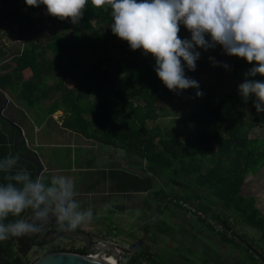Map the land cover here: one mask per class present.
<instances>
[{
  "label": "trees",
  "instance_id": "obj_1",
  "mask_svg": "<svg viewBox=\"0 0 264 264\" xmlns=\"http://www.w3.org/2000/svg\"><path fill=\"white\" fill-rule=\"evenodd\" d=\"M45 11L46 6H28L25 0H0V89L9 96L13 107L12 113L9 110V116H5L25 131L31 126L43 129L56 125L54 116L62 111L64 132L107 148L125 149L147 162L142 173L119 168L104 170L93 185L110 180L112 188L130 192L129 200L133 191H147V204L150 196L164 195L189 213L185 202L205 215L191 214L207 227L217 232L209 222L221 224L224 232L217 233L225 242L241 247L247 246L242 240L248 241L264 256V248L246 229H240L239 221L241 218L264 239V214L255 196L242 193L248 176L264 168V140L251 138V133L264 124V113H257L254 100L244 102L239 85L230 91L202 85L203 74L220 77L226 74L225 67L203 61L200 56L196 70L191 71L182 61L186 75L198 81L203 95L197 96L196 88L177 94L158 77L151 54L144 55L143 49L132 50L127 41L108 48L109 41L121 39L111 30V9H95L89 0L78 24L70 18L60 20L48 14L51 26L44 20ZM39 25L51 29L45 43L37 42ZM100 26L106 27L105 32ZM180 29V38H191L185 26L181 24ZM6 32L16 35V44L6 41ZM221 48L217 44L209 50ZM196 50L202 53L204 49ZM233 56L234 76L244 75L256 64ZM248 79L264 82L260 74ZM176 100L179 107L175 129L164 132L159 125L151 126L161 119L160 109ZM17 134L0 117V160L19 156L13 172L27 169L34 179L36 165L14 150ZM20 152L34 156L28 143ZM4 175L0 172V184L7 183ZM44 175L45 183L50 184L51 173L45 171ZM157 179H162V184ZM156 186L158 189L153 191ZM31 215L32 209H27L20 217L10 216L5 223L26 220ZM1 248H5L6 258L0 259V264L31 263L23 249H16L13 237L0 241ZM63 251L68 250L53 247L47 254ZM248 251L252 261L264 264L250 247ZM126 257L127 262L121 264H163L152 257L148 246L136 247Z\"/></svg>",
  "mask_w": 264,
  "mask_h": 264
},
{
  "label": "clouds",
  "instance_id": "obj_2",
  "mask_svg": "<svg viewBox=\"0 0 264 264\" xmlns=\"http://www.w3.org/2000/svg\"><path fill=\"white\" fill-rule=\"evenodd\" d=\"M28 6L44 5L47 14L69 19L78 24L89 0H25ZM95 9H111V30L128 42L132 50L143 49L156 61L155 71L166 87L180 94L189 88L198 89L197 80L185 73L196 70L201 53L221 45L229 55L256 62L245 80L238 86L239 94L247 103L254 94L257 113H264V82L248 79L257 74L264 76V0H91ZM186 27L191 38H180V25ZM210 36V40L206 39ZM214 64L221 62L215 61ZM183 61V62H182ZM228 68L227 64H223ZM19 156L9 155L0 160V172L7 183L0 184V241L39 233L54 216L61 228L76 229L91 221L92 209L81 210L75 199L77 191L71 178L52 176L45 183L44 174L33 179L27 169L13 172ZM32 209L29 220L20 217ZM31 221V222H30Z\"/></svg>",
  "mask_w": 264,
  "mask_h": 264
},
{
  "label": "rangeland",
  "instance_id": "obj_3",
  "mask_svg": "<svg viewBox=\"0 0 264 264\" xmlns=\"http://www.w3.org/2000/svg\"><path fill=\"white\" fill-rule=\"evenodd\" d=\"M44 13L43 17L44 20L46 22V24L48 26H51V23L48 21V14L47 11L42 12ZM39 14V13H37ZM46 14V15H45ZM95 23V21H93ZM40 29V35L37 38V42L38 43H45L48 40V37L51 33V29L49 27H43V26H38ZM99 29L102 32H105L106 27L105 26H100ZM15 34H11L9 32H6L4 34V38L6 39V41L9 44H16L15 42ZM125 40L122 39H117V40H111L109 41L108 44V48L109 47H116L118 44L122 43ZM210 58H214L215 61L221 62L219 64H214L213 59ZM201 59L203 61L212 63L214 65L217 66H223V64H227L228 68L226 69V74H223L222 76L218 77H210L208 74H203L200 78V81L202 83V85L204 87H212V86H221L226 88L228 91L232 90L235 85H240L241 83L244 82L245 80V74H239L237 76L235 75V70H234V64L236 61V57L229 56L224 52V49L221 48L220 50H203L201 53ZM224 67V66H223ZM243 98V97H242ZM255 96L254 94L251 96V98L249 100L251 101H255ZM248 100V101H249ZM179 107V102L176 100L174 103L172 104H168V105H164L161 109H160V115H161V119L154 124H150L151 126H155V125H159L164 132H167L171 129H175L176 123L178 122V119L175 117L176 111ZM64 114L62 113V111H60V113L56 114L54 116V120H55V124H59L58 127L61 126L62 124V118H63ZM48 130L44 129L45 134L48 136V134L52 131H54L56 128V126L54 125V123L48 125ZM30 131L33 133V138L30 140V142H34L35 141V136L36 134V128L31 126ZM69 133L65 132L66 137L65 142L60 139L59 141L61 143V145H57L56 143H51L52 145H43V142L45 144H48L46 141H42V145L41 147L39 146V152H40V156H42L41 158H43V160L48 163L51 164V159L54 160V164H57V161L55 160L54 156H56L58 153H62L64 151H68L69 153H72V156L74 158H76L77 162L75 164L74 167H72V164L75 162L73 159H71V164L66 161V163L64 165H60L59 168L58 166H55L54 168H49V172L51 173L52 176H58V175H63L66 176L68 178H71L75 184L76 187V182L80 183L82 180H84V182H88L89 180L91 181V179H98L100 177L101 172H103L104 170H108L109 169V159L110 157L113 160H118L119 158H123V154H124V150H116L118 151L117 153L115 151L108 152L106 150H102V149H112V148H107L104 147L96 142L93 141H89L87 139H84L80 136H77L75 134H73L72 136L69 135L67 136ZM251 138L255 139V140H264V124H262L260 127H258L257 129H255L252 133H251ZM50 141L52 142H56L55 139L52 138H48ZM48 141V140H47ZM57 141V142H59ZM74 144V145H72ZM95 150V153L92 151ZM86 150H90V153H87ZM111 153V154H110ZM90 154V155H89ZM79 155V157H78ZM89 156V159H93L94 157L99 158V162L96 161L93 165H91V167H94V169H91V173H89V170L86 169H80L79 166L83 165L82 162L83 159L85 161V158ZM110 155V156H109ZM67 156V155H66ZM71 156H69L70 158ZM87 157V158H88ZM97 158V159H98ZM124 160V159H119ZM134 160L136 161L135 163L138 162V164L135 163H130V161L128 162L129 167H125L127 171H137L139 173H142V167H139L140 165H144V161L138 156L136 158H134ZM118 161H116L117 163ZM120 163V162H119ZM122 164H127L126 160L125 163ZM59 165V164H58ZM135 165H137V167H135ZM58 168V170H56ZM88 170V171H87ZM85 174L83 176H80V174ZM85 177V178H84ZM83 178V179H82ZM89 179V180H88ZM80 181V182H79ZM156 182L159 184H162L163 180L162 179H157ZM103 184V183H101ZM91 185V201H86L84 202V210H87L89 208L96 209V215L93 216V218L91 219V223L90 221L81 223L82 227L86 228L88 225L91 224V232L102 237L104 240H106L107 242H116L118 245L123 246V247H129L136 245L138 242L136 241L135 243H133L137 237L139 236V234L137 233L136 235L133 234L134 232V227H137L138 225H142L144 222H146V215H149L150 213L153 214L155 212H157V210L155 211L154 207H152V209H145L144 205L142 204V202L139 201V205H136V207L132 206L130 207V210L125 211L124 213H115V212H111L110 211V206H107V209H104V207H106L107 204H110V202H112L110 200V198H105L106 195V190L104 188V185ZM157 187V186H156ZM93 189L98 190L97 194L94 195V193L96 191H94ZM243 192L246 195L249 196H255L256 198V203L259 202L260 204V209L262 211V213L264 214V168L262 170H260L257 174H253L251 173L244 185L243 188ZM102 195L103 198H102ZM103 199V200H100ZM152 199V198H151ZM115 200H118V198H115ZM118 201H115L117 203H119ZM146 203V202H145ZM143 205V206H142ZM100 219H105L103 222H100ZM94 221V222H93ZM115 222L117 224V226L121 229V230H125L130 234V238L131 239H127L125 237V239H123L121 236L117 237L118 235L115 234V232H113L112 230L109 229V225L108 222ZM239 221L241 222V226L240 229H246L245 231L249 232V235L251 238L256 239V241L264 248V243L262 241H264L263 237L261 236V234L259 232H257L255 229L249 227L241 218L239 219ZM244 222V223H243ZM87 229V228H86ZM111 231V232H110ZM109 232V233H108ZM123 232V231H122ZM136 232V230H135ZM152 236V235H151ZM133 243V244H132ZM78 246H80L79 244H77ZM230 245V244H229ZM233 246V245H230ZM51 247H60L62 249L65 250H72L75 249L76 245H73L72 243L67 242L66 240L60 241L55 243L54 245H52ZM50 246H45L43 248H34L32 249L30 252L26 253V257L30 262H34L37 259L45 256L47 254V252L51 249ZM257 247H260L257 244ZM21 248L20 244L16 243V249L19 250ZM242 248L241 252H245L247 254V259L249 260V255L248 252H246L248 250V246H241L240 249ZM231 249H236V248H231ZM184 253L187 254L186 251H184ZM127 254H124L122 256V259L119 261L118 264H121V262L126 263L127 262ZM152 257L156 258V260L160 263V250L159 248L155 250L154 254H152ZM244 257V256H243ZM6 258L5 256V248H1L0 249V259H4ZM253 262V261H252ZM162 263V262H161ZM143 264H150L149 262H145Z\"/></svg>",
  "mask_w": 264,
  "mask_h": 264
},
{
  "label": "crops",
  "instance_id": "obj_4",
  "mask_svg": "<svg viewBox=\"0 0 264 264\" xmlns=\"http://www.w3.org/2000/svg\"><path fill=\"white\" fill-rule=\"evenodd\" d=\"M12 108L13 107L10 104L8 106V109L6 108L5 114L7 115L9 110L12 113L13 110ZM55 126L56 129L52 131V133L50 132L48 136L44 132V129L48 130V127L43 129L36 128L37 135L35 136L34 142H30V140L34 137L33 133L29 129L30 127L25 129L28 147L40 155L38 147L39 146L41 147L42 145L41 140L46 141L48 143L45 144L43 142V145L45 146L46 145L51 146L52 145L51 143H56L57 145H61L59 144L61 143L59 141L60 139H62L65 142L64 138L66 137V135L61 128L62 124L60 127H58L57 125ZM67 133H69L67 136L73 135L70 132ZM48 138L55 139L56 142L55 141L52 142ZM95 150L91 149V152L93 151L95 153ZM102 150H106L111 153L113 151L117 153L118 151L116 150H124L123 158L118 157V160L117 159L113 160L110 157V159L108 160L110 169L119 168L126 170L125 167H129L128 164L129 160L133 159V161H135L134 158L138 157V155L129 153L125 149H102ZM86 152L90 153V150H86ZM69 156L71 157L69 158ZM87 157L85 158V161L83 159L82 162L84 163H82L83 165L79 166L80 169H90L91 160L93 159L95 160L94 163L96 161L100 163L98 156H97L98 159L96 157H94L93 159H89V157L91 156H89L88 158ZM54 158L57 161L56 165L54 164L53 159H51L52 161L50 164L46 162V160L44 161L43 158H41L47 167L46 169L47 172L50 171L49 168L52 167L54 168L55 166H58L59 168V166L61 164L64 165L66 161H68L71 164L70 162L71 159L75 161L72 164V167H74L77 162L76 158L72 156V153H69L68 151H64L60 154L58 153L56 156H54ZM119 159H124V160L120 161ZM125 160L127 164H122L125 163ZM116 161L118 162L116 163ZM143 161L145 163L144 165H140V167H144L146 165L147 162L145 160ZM135 167L137 166L135 165ZM58 168L56 170H58ZM91 169H94V167H91ZM131 171L137 172L133 170ZM94 181L95 179H91V185L94 183ZM112 184L110 180L106 181V183L104 184V188L107 191L104 199L110 198V200L112 201L110 202V204H107L106 207H104V209H107V206H110L111 212H115L116 214L124 213L125 211L130 210V207L132 206L136 207V205H139V201H140L144 205L145 209L150 210L152 209V207H154L155 211L157 210V212L151 215H146V222H144L142 225H138L137 227L132 228L134 229L133 234L136 235L137 233L138 234L140 233L137 239L133 243H135L138 240V238H144L143 240L145 241V245L149 247V251L151 254H154L155 250L159 248L160 250L159 259L162 261L163 264H257L254 261L252 262L250 258L249 260L246 258L247 254L245 252L244 253L241 252L242 248L240 249V247H236L234 245L230 246L231 244L229 245V243L225 242L221 234L217 233L212 228L207 227L205 223L201 222L197 217L183 210L182 207L167 201L169 200V197L165 198L164 195L161 196L158 195L157 198L154 196L152 197L150 196L149 197L150 199L148 200L149 204H147L145 203V199L149 195L147 191H133L132 197L129 200L128 194L130 192L128 190L125 191L124 189L118 190L116 188H112ZM157 189L158 187L154 188L153 191ZM93 190L96 191L94 195L97 194L98 190L96 189ZM242 193L244 194L243 191ZM115 198H118L119 201L115 200ZM115 201H118L119 203ZM256 204L260 209L259 202ZM92 213H94L93 216H95L96 209H93ZM107 225H109L110 230H112L113 232H115V234L118 235L117 237L121 236L122 238L124 237L123 239H125V237L127 239H131L130 234L124 229L121 230L115 222L112 221L108 222ZM130 247L132 246L130 245L127 248ZM232 247L236 249H231ZM184 251H186L187 254L184 253ZM246 252H248V255H250L251 253L248 250ZM180 257L185 258L186 259L185 262L181 261L179 259Z\"/></svg>",
  "mask_w": 264,
  "mask_h": 264
},
{
  "label": "water",
  "instance_id": "obj_5",
  "mask_svg": "<svg viewBox=\"0 0 264 264\" xmlns=\"http://www.w3.org/2000/svg\"><path fill=\"white\" fill-rule=\"evenodd\" d=\"M0 102H1L0 117L3 119V121H5L12 128H14L17 131V133H19L17 134V137L15 138L14 141L15 152L19 154L24 160L29 161L36 165L35 178L40 174H44L47 167L38 153L34 152V156H26V155H22L20 152V148L24 146L25 143H27L26 133L19 125H16L13 121L9 120L5 116V110L10 105V100L6 95V93L2 91V89H0ZM227 227L230 229L229 226ZM238 237L240 238V236ZM40 238L42 239L41 236ZM59 238L72 239L73 241H82L86 245L89 253L87 255H82L69 251H63L58 253L46 254L45 256L29 264H109L106 263L101 258L102 255L106 257L115 256L117 262L119 263V261L122 259V256L124 254H130L137 246H140L141 242L143 243V241H140L136 245L130 248H126L118 245L116 242H107L101 237L99 238L92 234L90 235L87 231L76 228L72 230L69 229L60 230L59 232L54 233L48 239L45 240L42 239L38 243V246L40 247L43 244L46 245L51 244ZM242 241H244V243L248 247H250L252 251H254V253H256L259 257H261L264 263V256L262 255V253L256 250L248 241L245 240Z\"/></svg>",
  "mask_w": 264,
  "mask_h": 264
},
{
  "label": "flooded vegetation",
  "instance_id": "obj_6",
  "mask_svg": "<svg viewBox=\"0 0 264 264\" xmlns=\"http://www.w3.org/2000/svg\"><path fill=\"white\" fill-rule=\"evenodd\" d=\"M129 161H130V163H132V162L135 163V161H133V159H131ZM135 164H138V162L135 163ZM88 170H89V173H91V167ZM85 171H86V169H85ZM83 175H85V174H83V173L80 174V176H83ZM75 188H76V191H77V196L75 197V199L79 203L81 210H84V202L91 201V181L89 180L88 182H84V180H82L80 183L76 182V187ZM104 195H106V194H104ZM104 195H102V197ZM31 217H32V215L30 217H28L26 220H29ZM90 223H91V221H90ZM77 228L83 229V230L87 231L90 235L92 234V235L100 238V236H98V235H96V234L91 232V230H90L91 224L86 227L87 229L82 227V224H80ZM63 229H68V228L67 227L61 228L59 222L57 221V219L52 216L49 219L48 223L45 224V226H44V228L42 229L41 232L35 233V234H32V235H25V236H21V237H13V238H14V241L17 244L21 245V249H23L26 253L30 252L34 248H43L45 246H47V247L50 246L51 247L52 245H54L57 242L66 240L67 242L72 243L73 245H76L75 249H72V250L78 251V254L87 255L89 252L87 250L86 245L82 241H73L72 239L59 238V239L55 240L53 243H51V244H48V245L43 244L40 247L38 246V243L42 239H44V240L48 239L54 233L59 232L60 230H63ZM40 236L42 237V239L40 238ZM143 239L144 238H138V240H137V242L143 241V243L141 242L140 246H146L145 245V241ZM77 244H79L80 246H78ZM51 248H53V247H51ZM54 248H60V247H54ZM69 251H71V250H69ZM179 259L181 261H183V262H185V260H186L183 257H180Z\"/></svg>",
  "mask_w": 264,
  "mask_h": 264
},
{
  "label": "built area",
  "instance_id": "obj_7",
  "mask_svg": "<svg viewBox=\"0 0 264 264\" xmlns=\"http://www.w3.org/2000/svg\"><path fill=\"white\" fill-rule=\"evenodd\" d=\"M183 205L187 207L189 214H197V216L199 217H205V215L202 212L197 211L195 207L189 206L185 202ZM209 224H212L216 228L217 232L219 233L224 232V227L221 224L217 223L216 221H210Z\"/></svg>",
  "mask_w": 264,
  "mask_h": 264
},
{
  "label": "bare ground",
  "instance_id": "obj_8",
  "mask_svg": "<svg viewBox=\"0 0 264 264\" xmlns=\"http://www.w3.org/2000/svg\"><path fill=\"white\" fill-rule=\"evenodd\" d=\"M106 263H109V264H118L117 263V259L115 256H109V257H106L104 255H102L101 257Z\"/></svg>",
  "mask_w": 264,
  "mask_h": 264
}]
</instances>
